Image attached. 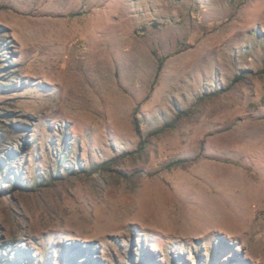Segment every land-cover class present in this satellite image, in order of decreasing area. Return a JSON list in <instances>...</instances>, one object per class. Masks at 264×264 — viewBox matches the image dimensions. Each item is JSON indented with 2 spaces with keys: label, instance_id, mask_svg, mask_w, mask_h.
<instances>
[{
  "label": "rangeland",
  "instance_id": "1",
  "mask_svg": "<svg viewBox=\"0 0 264 264\" xmlns=\"http://www.w3.org/2000/svg\"><path fill=\"white\" fill-rule=\"evenodd\" d=\"M0 264H264V0H0Z\"/></svg>",
  "mask_w": 264,
  "mask_h": 264
}]
</instances>
